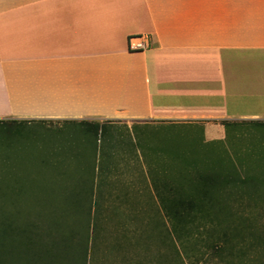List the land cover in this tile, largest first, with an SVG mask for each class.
Segmentation results:
<instances>
[{
    "label": "crops",
    "instance_id": "crops-1",
    "mask_svg": "<svg viewBox=\"0 0 264 264\" xmlns=\"http://www.w3.org/2000/svg\"><path fill=\"white\" fill-rule=\"evenodd\" d=\"M139 36L148 50L130 48ZM4 121L106 140V182L118 188L101 194L108 216L90 264H180L170 219L165 237L150 232L148 214L169 217L174 204L135 142L146 145L148 126L264 122V0H0Z\"/></svg>",
    "mask_w": 264,
    "mask_h": 264
},
{
    "label": "rangeland",
    "instance_id": "rangeland-1",
    "mask_svg": "<svg viewBox=\"0 0 264 264\" xmlns=\"http://www.w3.org/2000/svg\"><path fill=\"white\" fill-rule=\"evenodd\" d=\"M146 136L144 147L135 144L149 158V177L184 213L183 224L158 211L148 214L153 236H166L169 218L180 264H264V128L250 122L217 129L148 126ZM105 144L100 133L79 125L0 124V215H11L17 231L10 257L1 253L0 260L90 264L98 219L108 216L98 213L101 194L118 188L106 182ZM234 166L240 178L261 181L209 191L195 185L199 173Z\"/></svg>",
    "mask_w": 264,
    "mask_h": 264
},
{
    "label": "trees",
    "instance_id": "trees-1",
    "mask_svg": "<svg viewBox=\"0 0 264 264\" xmlns=\"http://www.w3.org/2000/svg\"><path fill=\"white\" fill-rule=\"evenodd\" d=\"M256 124L257 126L259 125L260 127L264 128V122L261 121H257V122H251ZM0 124H5V125H13V124H17V122L14 121H10V122H0ZM105 127V124H98L96 126L97 128V132L102 131ZM224 169V168H223ZM226 170V173H222V172H218L215 171L213 173H199L198 175V179L195 181V185L197 186V188H199L200 190H221V189H225V188H230L231 186H237L239 183L241 185H244L246 183H252V182H260L261 180L258 179L255 176H247L244 178H240L239 176H237L236 174H241L240 170H239V166H234V167H227L226 169H224V171ZM261 186L264 185V181H261ZM247 185V184H246ZM156 187V185H155ZM186 202V199L181 198L179 201V204L181 207H184ZM203 201L199 202L202 203ZM187 204L193 208V207H199L198 201L194 202L192 200H189L187 202ZM171 209V208H170ZM184 213H179V211L176 210L175 208V204L173 207V211L172 209L169 212V216L174 217L175 219H177V221L180 222V224H183V219H184ZM14 219H12L11 215L8 214H2V216L0 215V222H1V226H0V255L2 253V255H4L5 257H10L11 253H12V249H11V244L8 245V243H14L16 242V238H17V231L15 229V222H13ZM185 222V221H184ZM13 244V245H14ZM8 245V246H7ZM13 253H15L14 251V247H13ZM1 258V257H0ZM7 258V259H8ZM9 262L7 261H3L0 260V264H8Z\"/></svg>",
    "mask_w": 264,
    "mask_h": 264
},
{
    "label": "built area",
    "instance_id": "built-area-1",
    "mask_svg": "<svg viewBox=\"0 0 264 264\" xmlns=\"http://www.w3.org/2000/svg\"><path fill=\"white\" fill-rule=\"evenodd\" d=\"M151 47L150 36H139L132 38L130 41V48L134 51H145Z\"/></svg>",
    "mask_w": 264,
    "mask_h": 264
}]
</instances>
